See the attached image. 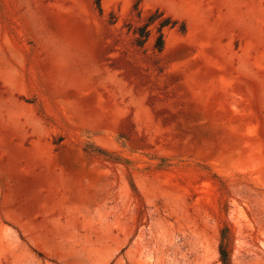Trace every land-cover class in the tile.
<instances>
[{
  "label": "rangeland",
  "instance_id": "rangeland-1",
  "mask_svg": "<svg viewBox=\"0 0 264 264\" xmlns=\"http://www.w3.org/2000/svg\"><path fill=\"white\" fill-rule=\"evenodd\" d=\"M98 2L0 0V264H264V0Z\"/></svg>",
  "mask_w": 264,
  "mask_h": 264
},
{
  "label": "trees",
  "instance_id": "trees-1",
  "mask_svg": "<svg viewBox=\"0 0 264 264\" xmlns=\"http://www.w3.org/2000/svg\"><path fill=\"white\" fill-rule=\"evenodd\" d=\"M100 1L101 0H99L98 5L100 4ZM163 16L164 15L162 13L157 12L156 14L152 15L143 26L139 27L135 31V34L137 35L135 40L137 46H145L151 36V31L149 30V27L156 23V21ZM175 25L176 22H173L170 18H164L163 20H160V22L157 24L154 42V49L156 51H163L165 47V30L167 28L172 29L175 27ZM220 255L223 264H231L229 252L227 251V248L224 245H221L220 247Z\"/></svg>",
  "mask_w": 264,
  "mask_h": 264
}]
</instances>
